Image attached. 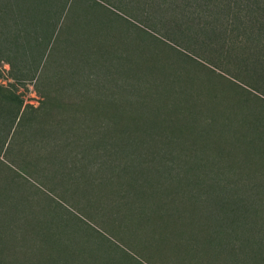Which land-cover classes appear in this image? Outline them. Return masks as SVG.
<instances>
[{"label":"rangeland","instance_id":"374dc122","mask_svg":"<svg viewBox=\"0 0 264 264\" xmlns=\"http://www.w3.org/2000/svg\"><path fill=\"white\" fill-rule=\"evenodd\" d=\"M37 5L39 70L0 63V264H264L263 4Z\"/></svg>","mask_w":264,"mask_h":264},{"label":"trees","instance_id":"16d2710c","mask_svg":"<svg viewBox=\"0 0 264 264\" xmlns=\"http://www.w3.org/2000/svg\"><path fill=\"white\" fill-rule=\"evenodd\" d=\"M247 2L263 4L259 11L264 17V0ZM54 27L40 13L37 0H0V63L10 66L15 79L39 70Z\"/></svg>","mask_w":264,"mask_h":264}]
</instances>
